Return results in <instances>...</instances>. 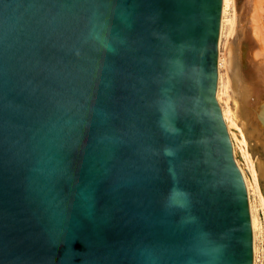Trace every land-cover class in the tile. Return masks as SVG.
<instances>
[{
  "label": "water",
  "instance_id": "water-1",
  "mask_svg": "<svg viewBox=\"0 0 264 264\" xmlns=\"http://www.w3.org/2000/svg\"><path fill=\"white\" fill-rule=\"evenodd\" d=\"M222 4L0 0V264H253Z\"/></svg>",
  "mask_w": 264,
  "mask_h": 264
},
{
  "label": "rangeland",
  "instance_id": "rangeland-1",
  "mask_svg": "<svg viewBox=\"0 0 264 264\" xmlns=\"http://www.w3.org/2000/svg\"><path fill=\"white\" fill-rule=\"evenodd\" d=\"M254 27L258 28L255 30ZM252 37L257 40L260 47L258 50L260 49L262 55L257 62L254 60L251 46ZM263 45L264 0H230L219 48L223 57L221 68L224 80L223 102L229 108L231 117L235 113L234 106L238 97L241 104L239 114L234 117L235 125L232 130L237 145L236 156L251 184L250 196L259 225L256 238L259 264H264V126L260 123V110L256 109L259 97L251 89L243 97L240 92L243 88L255 86L257 92L261 94V101L264 102V74L261 73L264 71V60L261 59L264 56ZM259 67H262L261 72L258 71ZM245 85L249 86L246 88ZM241 99L245 101L242 102Z\"/></svg>",
  "mask_w": 264,
  "mask_h": 264
},
{
  "label": "bare ground",
  "instance_id": "bare-ground-1",
  "mask_svg": "<svg viewBox=\"0 0 264 264\" xmlns=\"http://www.w3.org/2000/svg\"><path fill=\"white\" fill-rule=\"evenodd\" d=\"M229 4H230V0H223V4H222V14H221V25H220V35H219V40H218V45H219V48H220V44H221V37H222V33H223V29H224V22H225V14H226V11H227V9H228V6H229ZM257 16V15H256ZM253 20H254V18H253ZM254 22V21H253ZM259 23V22H258ZM257 23V24H258ZM255 28V30H256V28H258V27H254ZM240 30V29H239ZM249 35H251V34H249ZM253 38V40H252V42H251V46H252V50H253V53H254V60H256V62H257V59H259V57L261 56L262 57V55L260 54V49L258 50V48H260V47H258V43H257V40H254V38L255 37H252ZM260 42V41H259ZM264 46V45H263ZM251 48V47H250ZM264 52V51H263ZM252 56V55H251ZM251 58V57H250ZM261 59H263L264 60V56H263V58H261ZM260 59V60H261ZM222 60H223V57H222V54H221V52H220V50H219V55H218V84H217V90H216V98H217V100H218V102H219V104H220V106H221V108H222V115H223V117H224V120H225V122H226V125H227V128H228V131H229V134H230V137H231V140H232V143H233V150H234V158H235V160H236V162H237V164H238V166L240 167V169H241V171H242V174H243V176H244V178H245V182H246V186H247V190H248V195H249V205H250V214H251V220H252V228H253V237H254V241H253V247H254V261H253V264H259L258 263V258H257V251H258V247H257V242H256V238H257V229H258V220H257V218H256V215H255V211H254V205H253V202H252V198H251V196H250V193H252L251 192V184H250V181H249V178H248V175H247V173H246V171L244 170V168L242 167V165L240 164V162H239V160H238V158H237V156H236V147H237V145H236V140H235V134H234V131L232 130L233 129V126L235 125V121H234V117H236L237 116V114H239L238 113V111H239V108H241L240 106H241V104H239V102H238V99H239V97L236 99L237 101H235V106H234V108H235V113H233V116L231 117V115H230V110H229V108L224 104V102H223V92H224V83H223V73H222V71H221V68H222ZM262 61V60H261ZM261 68L262 67H259L258 68V71L259 72H261L260 70H261ZM262 74H264V71L263 72H261ZM241 83V82H240ZM263 85V84H262ZM246 86V88H247V86H249V85H245ZM242 87H244V86H242ZM234 89H236V88H234ZM244 89V90H243ZM242 90H241V94H242V97L244 96V95H247L246 94V92L247 93H249L248 92V90L249 89H251L252 90V92L256 95V96H258L259 97V99L256 101V104L258 103V105H257V107L258 108H256V109H258V110H260V114H259V117H260V123H261V125L262 126H264V102L263 101H261V99H260V95L261 94H259L258 92H257V89L255 88V86H254V88H248V89H245V88H243ZM237 90V89H236ZM254 90V91H253ZM238 92V91H237ZM240 93H238L239 95H240ZM236 95H237V93H236ZM241 96V95H240ZM255 99V98H254ZM241 101L243 102V101H245V100H243V99H241ZM263 102V103H262ZM255 105V104H254ZM246 110V109H245ZM232 111V110H231ZM250 112V111H249ZM240 116H238V118H239ZM244 140H242V142H243ZM254 174V173H253ZM258 177V176H257ZM253 185V184H252ZM253 189H255V188H253Z\"/></svg>",
  "mask_w": 264,
  "mask_h": 264
}]
</instances>
